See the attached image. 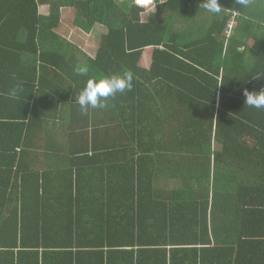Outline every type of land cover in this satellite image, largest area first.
Returning a JSON list of instances; mask_svg holds the SVG:
<instances>
[{
    "label": "trees",
    "instance_id": "obj_1",
    "mask_svg": "<svg viewBox=\"0 0 264 264\" xmlns=\"http://www.w3.org/2000/svg\"><path fill=\"white\" fill-rule=\"evenodd\" d=\"M203 2L0 0V264H264V108L242 95L264 88V0ZM63 9L105 28L95 55ZM124 71L83 114L87 80Z\"/></svg>",
    "mask_w": 264,
    "mask_h": 264
},
{
    "label": "clouds",
    "instance_id": "obj_2",
    "mask_svg": "<svg viewBox=\"0 0 264 264\" xmlns=\"http://www.w3.org/2000/svg\"><path fill=\"white\" fill-rule=\"evenodd\" d=\"M239 3L242 5H247L248 0H239ZM201 5L206 11L211 13H219L222 9L218 0H204ZM237 17L238 16H233L232 20H236ZM231 22L232 21H230V23ZM78 71L83 72L86 71V69L81 68L78 69ZM132 87L133 73L131 71H124L122 74L104 76L99 79H88L84 88L76 97L75 103L79 105L81 112L86 114L90 108L95 109L105 107L104 102L108 98L114 97L117 93L131 90ZM242 95L245 97L244 104L248 105L249 107H254L256 109L264 108V88H261L259 92L249 91L245 88L242 92Z\"/></svg>",
    "mask_w": 264,
    "mask_h": 264
},
{
    "label": "rangeland",
    "instance_id": "obj_3",
    "mask_svg": "<svg viewBox=\"0 0 264 264\" xmlns=\"http://www.w3.org/2000/svg\"><path fill=\"white\" fill-rule=\"evenodd\" d=\"M151 11H154V6L148 9V12ZM145 15L144 19H146ZM74 21L75 17L73 12H70V10L68 9H63L61 17V27L58 29L59 34L75 45H78L89 55H95L99 47L100 37L106 33L105 28L98 25L90 34H88L84 33L82 30H80V28L76 27ZM175 182H179V180L177 179ZM171 188L172 187H170V189Z\"/></svg>",
    "mask_w": 264,
    "mask_h": 264
},
{
    "label": "crops",
    "instance_id": "obj_4",
    "mask_svg": "<svg viewBox=\"0 0 264 264\" xmlns=\"http://www.w3.org/2000/svg\"><path fill=\"white\" fill-rule=\"evenodd\" d=\"M152 60H153V54L151 52V49H149L148 53L146 52V54H144V57L142 60V64H143L142 67H144V68L149 67L152 63ZM49 161H52V160L47 159V157L45 155H43L36 164L40 169L46 170L47 168H49L53 165L52 163H49ZM175 181H176L175 179L170 180L169 189H170V187L173 188V185H175V183H174Z\"/></svg>",
    "mask_w": 264,
    "mask_h": 264
},
{
    "label": "built area",
    "instance_id": "obj_5",
    "mask_svg": "<svg viewBox=\"0 0 264 264\" xmlns=\"http://www.w3.org/2000/svg\"><path fill=\"white\" fill-rule=\"evenodd\" d=\"M135 3L138 6L145 7L147 9H149L150 7L155 5V0H135ZM233 16L234 17L238 16V13H234ZM234 27H235V19L232 20V22L228 26V31L226 32L228 38L231 36V32H232Z\"/></svg>",
    "mask_w": 264,
    "mask_h": 264
}]
</instances>
